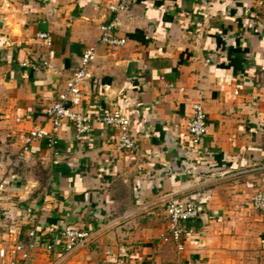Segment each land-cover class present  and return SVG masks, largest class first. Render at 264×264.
<instances>
[{"label":"crops","instance_id":"0c3cea01","mask_svg":"<svg viewBox=\"0 0 264 264\" xmlns=\"http://www.w3.org/2000/svg\"><path fill=\"white\" fill-rule=\"evenodd\" d=\"M260 1L135 0L115 16L107 0H0V248L35 228L43 246L17 264H264V211L253 207L264 185ZM115 18L126 43L113 48L100 28ZM93 47L78 108L90 132L65 124L54 149H26ZM197 102L208 132L194 149ZM113 110L131 122L133 152L97 119ZM171 200L201 210L182 251L164 240ZM68 229L91 238L67 253Z\"/></svg>","mask_w":264,"mask_h":264},{"label":"built area","instance_id":"2783aa9c","mask_svg":"<svg viewBox=\"0 0 264 264\" xmlns=\"http://www.w3.org/2000/svg\"><path fill=\"white\" fill-rule=\"evenodd\" d=\"M110 13L118 16L124 12L135 0H107ZM263 5V0L260 1ZM117 25L116 18L108 24L102 25L100 43L108 47H121L125 45L126 40L119 38L114 33ZM41 39H48L46 34L39 35ZM96 60V48H89L82 53L80 66L68 78L64 91L59 95V100L45 111L48 129L44 126H37L32 129L25 138L26 149L34 142L47 140L51 148H55L58 141V134L65 124H71L74 127L76 136L87 135L92 126L93 118L89 115L79 112L78 108L82 104V84L90 78V67ZM27 66V64H23ZM193 114L188 124V134L191 137V143L194 149L199 148L208 132L207 114L201 102H197L192 107ZM97 119L105 126L113 128L119 132L118 146L126 152H133L136 148L134 139L131 135V122L120 111L113 110L109 113H100ZM3 190V184H0V194ZM253 207L256 210L264 211V185L253 198ZM165 212L169 221V235L164 237L166 242L178 244L180 251L184 249L183 239L187 235L186 224L195 222L201 214L200 207L192 201L171 200L165 205ZM32 214V210H28ZM66 241V252L71 253L79 246L87 244L91 234L87 231H78L68 229L63 232ZM38 240V231L33 228L28 233L27 244H16L10 249L0 248V258H11L10 264H17L16 259L21 255L27 259L30 252L38 245H42ZM43 246V245H42ZM45 248L52 249L51 244H45Z\"/></svg>","mask_w":264,"mask_h":264}]
</instances>
